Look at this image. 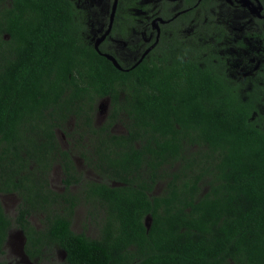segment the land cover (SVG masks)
Instances as JSON below:
<instances>
[{"label":"trees","instance_id":"1","mask_svg":"<svg viewBox=\"0 0 264 264\" xmlns=\"http://www.w3.org/2000/svg\"><path fill=\"white\" fill-rule=\"evenodd\" d=\"M191 1L172 14L166 0H119L141 21L118 36L115 18L99 47L133 54L120 71L89 44L113 0H0L1 253L16 227L31 262L56 248L60 264H264V31ZM228 45L256 49L245 74ZM79 209L96 235L73 229Z\"/></svg>","mask_w":264,"mask_h":264},{"label":"rangeland","instance_id":"2","mask_svg":"<svg viewBox=\"0 0 264 264\" xmlns=\"http://www.w3.org/2000/svg\"><path fill=\"white\" fill-rule=\"evenodd\" d=\"M183 1L184 0H166L165 4L167 5V7H170V5L173 4L172 14H177V12H182L180 10L184 9V4L186 3L187 0L184 2ZM209 1L210 0H207L206 2H209ZM195 2H196V0H195ZM211 4H212V7H211L212 10L211 11L213 12V15L216 18H218L219 21L224 22L228 25H233L234 23H238L241 21V19H242L241 16H239V15L237 16L235 11L228 8L221 0H213L211 2ZM131 10H132V7L125 4V5L121 6L119 11L117 12V15H116L117 20L119 21V23L121 25L126 27L123 30L119 29V31L117 32L118 36H128V37L133 36V33L130 31V29L135 27L134 24L136 23V21L133 20V17L131 15ZM80 15L86 20V22L88 24L89 19H88V16L86 15V13L83 11H80ZM140 22L141 21L138 20L135 25H137V24L139 25ZM145 28L150 29V21L143 23L142 27L138 31L139 36L142 35L147 42L148 41V39L146 38L147 32L146 33L144 32ZM186 30L188 31V29H186ZM86 32L89 34V30H87ZM148 32L150 34L151 30H148ZM239 33H242V32H239ZM101 37L102 36H100L99 38H101ZM95 39H96L95 37H92L89 40V44L93 46L94 42H96V40H97V39L96 40ZM158 40L159 39H157V41ZM111 42L115 43V40L112 39ZM118 43L123 45L125 42L120 41ZM102 44H103V42H102ZM155 46H156V44L154 43V45H152V47H150L147 50V53L145 56H147L149 51H151ZM223 50L228 55V57L230 56L232 59H234L237 62V64L234 65L235 68H238L241 66L237 71L234 72L235 75H239V74L246 72V71L251 69V67H248L251 64L240 65L239 63H244V59L246 57L253 58L256 55V49L254 47H250L247 51L243 52V50L238 49L236 47V45H228L227 47H224ZM111 51L116 54V56L118 57V59L122 65H124V66L130 65L133 54H130V53H127L124 51H120L116 48H112ZM100 105H103L102 111L99 109ZM100 105L98 106V112H97V117H96V124H98V125L104 122L105 117L107 115V108H108V103L105 101H103ZM71 127L72 126H68L69 131H70ZM58 136H59V139L61 141V144L69 147V144H68L69 140L67 138H65L61 132L58 133ZM100 155H101V153H100ZM52 172H54L52 174L53 182L56 185V189L59 190L60 180H61V176H62L60 168L58 169V167H56L55 169H53ZM5 202H6L5 209L9 210L13 214V217H14L16 214V207H17V203L15 202V199L7 198ZM95 212H97V211H95ZM75 215L76 216L73 217V229L76 232L85 231V232H87V234L89 233V234L96 235V233H97L96 227L93 224H90L89 222H87V220H86L87 215L84 212V210L79 209V211H76ZM34 220L37 223V225L40 224L39 221H36V219H34ZM14 231L15 232L18 231L19 235L15 234L14 239H15L16 235H17V238L15 239V243L13 244L14 247L11 250L12 252L10 254L7 253L8 256L6 257V259L4 261L7 264L8 263L9 264H17L16 262H23V263L27 262L28 264H30V261L27 260L24 256V250H23L24 249V246H23L24 237L18 228L14 227L12 232H14ZM48 254L49 255H45L43 257L44 258L43 260H36V261L31 262V263L32 264H60V262H63V252L61 250L56 249V248H52L50 251H48Z\"/></svg>","mask_w":264,"mask_h":264},{"label":"flooded vegetation","instance_id":"3","mask_svg":"<svg viewBox=\"0 0 264 264\" xmlns=\"http://www.w3.org/2000/svg\"><path fill=\"white\" fill-rule=\"evenodd\" d=\"M205 1V0H192L191 2H193V6H192V9L194 8H198L200 6V4ZM213 0H210L208 3L211 4ZM224 4L227 5L228 8H232V10L235 11V13L237 14V16H241V21L238 22V23H234L233 25H229L230 28L235 31V32H242V33H246V32H250L251 30H263L264 31V24L262 25H259L258 23L255 22V18L259 19V20H262L264 21V1L262 0H221ZM114 2V0H113ZM207 3V4H208ZM113 5V3H112ZM240 8L243 9L242 12H246L248 15H249V21L244 17V15L242 14V12L240 11ZM112 9V7H111ZM187 11H190V9H188ZM241 12V13H240ZM117 14V12H116ZM111 15V13H110ZM116 18V16H115ZM159 19V18H157ZM110 20V19H109ZM156 20V19H155ZM154 20V21H155ZM154 21L152 22L151 24V28H152V31L153 32H156L157 34L158 33V29L154 28L153 27V23ZM162 24L160 21L158 22V25ZM188 30H192V28H188ZM101 33V31H99ZM153 37V35L150 36V38L148 39L147 43H149L151 41V38ZM157 38H155L156 40V43H157V39L160 38V35H156ZM3 39L4 40H8L9 39V36L8 35H3ZM96 40V39H95ZM264 43H262L260 45V48L262 47ZM249 71V70H248ZM246 71V72H248ZM246 72H243L242 74H245ZM99 109L102 111L103 107L102 105H100ZM4 208H5V204L6 202H2ZM9 211V210H8ZM10 212V211H9ZM16 216V214H15ZM14 216V217H15ZM34 223V222H33ZM35 224V223H34ZM36 225V224H35ZM38 227V225H36ZM14 228V227H13ZM12 229H10L9 233H8V238H7V242L5 243V247H4V251L5 253H1L0 252V263L3 264L5 263V259L6 257L8 256L7 253H11L12 251V248L14 247L13 244L15 243V239L17 238V235H19L18 231L17 232H12ZM19 231L21 232V234L23 235L24 237V243H23V246L26 242V237L24 235V233L19 229ZM16 235L15 239H14V236ZM25 250V248L23 249ZM25 256V254H24ZM25 258L27 259V257L25 256ZM28 260V259H27ZM17 264H28L27 262L26 263H23V262H16ZM9 264V263H8Z\"/></svg>","mask_w":264,"mask_h":264},{"label":"water","instance_id":"4","mask_svg":"<svg viewBox=\"0 0 264 264\" xmlns=\"http://www.w3.org/2000/svg\"><path fill=\"white\" fill-rule=\"evenodd\" d=\"M117 8H118V0H114V3H113V7H112V10H111V15H110V20H109V25H108V28L107 30L105 31V34L104 36H102L101 38H98L100 40H98L97 44H96V49L98 50V44L103 40L106 39V37L109 36V34L112 32V29H113V26H114V20H115V16H116V12H117ZM161 22L162 24H164L165 21H163L162 19L159 18L158 21H155L154 22V27H157L158 30L160 31V28H159V25H158V22ZM160 35V33L158 34ZM158 42V41H157ZM99 51V50H98ZM150 52V51H149ZM147 51L142 55V57L140 58V60L133 66L131 67V69H134L136 66H138L142 61L143 59L146 57ZM114 65L115 67L120 70V71H123V67L120 65V63L113 57V56H110V55H105ZM103 106V105H102Z\"/></svg>","mask_w":264,"mask_h":264},{"label":"bare ground","instance_id":"5","mask_svg":"<svg viewBox=\"0 0 264 264\" xmlns=\"http://www.w3.org/2000/svg\"><path fill=\"white\" fill-rule=\"evenodd\" d=\"M113 3H114V2H113ZM118 4H119V0H118ZM112 7H113V5H112ZM111 10H112V9H111ZM158 20H159V19H156L155 21H158ZM155 21H154V22H155ZM153 27H154V23H153ZM154 28L158 29L157 27H154ZM158 33H159V30H158ZM104 34H105V33H104ZM104 34H103L102 36H104ZM106 38H107V37H106ZM98 40H100V39H97V40H96V42H95V48H96V44L98 43V42H97ZM102 42H103V40L98 44V50H99V53H101V54H103V53L100 51V48H99V47H100V45L102 44ZM96 50H97V49H96ZM98 50H97V51H98ZM103 55L105 56V55H110V54H103ZM110 56H112V55H110ZM105 57H106V56H105ZM113 57H114V56H113ZM106 58H107V57H106ZM114 58H115V57H114ZM107 59H108V58H107ZM115 59H116V58H115ZM116 60H117V59H116ZM117 61H118V60H117ZM118 62H119V61H118Z\"/></svg>","mask_w":264,"mask_h":264},{"label":"clouds","instance_id":"6","mask_svg":"<svg viewBox=\"0 0 264 264\" xmlns=\"http://www.w3.org/2000/svg\"><path fill=\"white\" fill-rule=\"evenodd\" d=\"M98 38H99V37H98ZM98 38H97V39H98ZM24 254H25V252H24ZM25 256H26V254H25ZM26 257H27V259L29 260L28 256H26ZM29 261H30V260H29ZM30 264H32L31 261H30Z\"/></svg>","mask_w":264,"mask_h":264}]
</instances>
